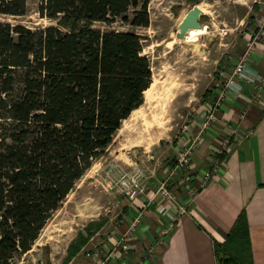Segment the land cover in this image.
<instances>
[{
  "label": "trees",
  "instance_id": "obj_1",
  "mask_svg": "<svg viewBox=\"0 0 264 264\" xmlns=\"http://www.w3.org/2000/svg\"><path fill=\"white\" fill-rule=\"evenodd\" d=\"M150 0H41L43 16L68 26L31 29L0 22V264H17L94 159L109 147L152 83L134 31L96 22L150 25ZM27 0H0L23 15ZM212 89L206 91V97ZM103 223L91 222L86 230ZM87 238L79 235L71 258ZM220 264H253L245 212L223 244Z\"/></svg>",
  "mask_w": 264,
  "mask_h": 264
},
{
  "label": "rangeland",
  "instance_id": "obj_2",
  "mask_svg": "<svg viewBox=\"0 0 264 264\" xmlns=\"http://www.w3.org/2000/svg\"><path fill=\"white\" fill-rule=\"evenodd\" d=\"M40 3L41 0H27L25 14H0V22L34 30L48 26L70 29L59 18L43 16ZM195 5L204 11L200 16L202 27L191 28L184 38H177L179 24ZM149 14L147 27H135L122 20L112 24L96 22L94 27L141 35L142 52L150 59L153 71L152 95L161 92L162 85L178 82L165 112L164 130L139 143L137 131L141 125L125 120L106 151L94 159L52 214L32 248L17 258V264H88L85 252L105 240L112 229L120 228L126 208L133 204L123 194L121 181L135 177L146 190L163 181L176 149L187 145V141L180 143L189 135L185 127L196 118L200 107L213 99L215 87L222 82L220 71L232 67L256 34V18L264 16V0H150ZM211 89L212 95L207 98L206 91ZM141 106L148 107L145 93ZM91 222L103 224L88 232ZM82 234L87 241L70 258V246Z\"/></svg>",
  "mask_w": 264,
  "mask_h": 264
},
{
  "label": "crops",
  "instance_id": "obj_3",
  "mask_svg": "<svg viewBox=\"0 0 264 264\" xmlns=\"http://www.w3.org/2000/svg\"><path fill=\"white\" fill-rule=\"evenodd\" d=\"M251 64L260 73L264 71V36L252 50ZM221 84H217V90ZM257 91L254 85L246 83L241 94L229 95L219 109L218 119L204 135L203 143L190 162L192 169L199 172L212 167L215 159H221L220 174L215 175L208 186L198 190L189 203L188 213L180 218L162 243L157 245L161 227L174 203L159 195L149 202L148 198L160 184L126 208L119 232L128 228L136 209H144V216L132 240V249L116 264H220L216 243L226 242L242 212L247 216L253 264H264V85L261 96L256 99ZM215 94L216 91L212 102ZM211 101L200 107L191 122L194 130L180 143L191 142ZM229 135L232 144L222 154V140ZM170 188L177 189V184L172 182ZM108 237L109 234L106 239ZM153 246L155 252L151 257L149 249Z\"/></svg>",
  "mask_w": 264,
  "mask_h": 264
},
{
  "label": "built area",
  "instance_id": "obj_4",
  "mask_svg": "<svg viewBox=\"0 0 264 264\" xmlns=\"http://www.w3.org/2000/svg\"><path fill=\"white\" fill-rule=\"evenodd\" d=\"M256 24L257 32L251 36L247 44V50L236 57L229 70L222 69L220 71L222 79L221 87L218 90L215 87V99L208 105L205 115L201 119L200 126L191 142L176 149L174 163L167 167L165 178L161 181L154 194L148 198L149 202H152L159 195L166 201L174 203L173 207L167 211L168 219L161 227V235L157 241V245L162 243L165 237L170 234L180 218L188 213L189 203L198 190L208 186L212 178L220 174V167L223 162L221 159H215L212 167L202 169L199 172H195L192 169L190 161L198 146L203 143L204 135L218 119V111L223 106L227 97L229 95L241 94L246 83L258 88L255 95L256 99L261 96L260 90L264 85V71L260 73L252 67L251 55L257 42L264 36V16L256 18ZM185 130L191 133L194 130L192 123L186 126ZM231 135L224 137L222 140V154H225L232 144ZM172 182L177 184V189L170 188ZM121 184L123 194L132 201L145 195L147 192L144 185L135 177L130 180L124 179L121 181ZM135 212V216L125 231L119 232V228L115 227L110 231L107 239L100 241L99 245L85 252V257L91 264H115L125 253H129L133 247L132 240L143 219L144 209H136ZM154 250L155 246L149 249L151 257L154 256ZM133 264H142V262H135Z\"/></svg>",
  "mask_w": 264,
  "mask_h": 264
},
{
  "label": "bare ground",
  "instance_id": "obj_5",
  "mask_svg": "<svg viewBox=\"0 0 264 264\" xmlns=\"http://www.w3.org/2000/svg\"><path fill=\"white\" fill-rule=\"evenodd\" d=\"M161 87L163 90L157 95L151 94V88L146 90L145 105L147 104L148 107L144 108L141 106L135 109L128 118L129 120H134L135 126L141 125L140 130H136L139 134H137L139 143H142L146 136L164 130L165 112L171 102L173 94L178 88V82L173 81Z\"/></svg>",
  "mask_w": 264,
  "mask_h": 264
},
{
  "label": "water",
  "instance_id": "obj_6",
  "mask_svg": "<svg viewBox=\"0 0 264 264\" xmlns=\"http://www.w3.org/2000/svg\"><path fill=\"white\" fill-rule=\"evenodd\" d=\"M203 12V9L199 5L193 6V8L187 12L179 24V30L176 33L177 38H184L191 28H201L202 23L200 21V16L203 14Z\"/></svg>",
  "mask_w": 264,
  "mask_h": 264
}]
</instances>
